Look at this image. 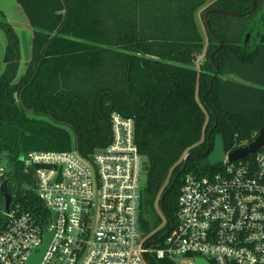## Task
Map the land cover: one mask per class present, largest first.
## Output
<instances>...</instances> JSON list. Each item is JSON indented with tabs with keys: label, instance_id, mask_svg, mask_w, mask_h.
I'll use <instances>...</instances> for the list:
<instances>
[{
	"label": "trees",
	"instance_id": "1",
	"mask_svg": "<svg viewBox=\"0 0 264 264\" xmlns=\"http://www.w3.org/2000/svg\"><path fill=\"white\" fill-rule=\"evenodd\" d=\"M255 1L254 9L253 0H17L34 27L21 76L20 38L0 9L7 36L0 156L12 206L48 213L24 171V153L71 150L73 132L79 152L89 155L111 141L117 111L135 120L157 224L140 215L150 228L161 225L162 213L166 225L151 241L162 239L177 224L185 174L216 168L200 166L216 135L229 152L264 125V0ZM4 223L0 212V231Z\"/></svg>",
	"mask_w": 264,
	"mask_h": 264
},
{
	"label": "built area",
	"instance_id": "2",
	"mask_svg": "<svg viewBox=\"0 0 264 264\" xmlns=\"http://www.w3.org/2000/svg\"><path fill=\"white\" fill-rule=\"evenodd\" d=\"M110 127L111 141L89 155L77 147L23 154L24 171L32 173L46 214L12 203L6 208V168L0 167V264H26L40 251L44 228L53 235L39 264H158L164 258L176 264H197L200 258L209 264H264V145L236 160L227 151L214 170L187 172L176 226L151 241L155 232H139L146 159L135 120L116 111ZM160 214L156 231L166 225Z\"/></svg>",
	"mask_w": 264,
	"mask_h": 264
},
{
	"label": "rangeland",
	"instance_id": "3",
	"mask_svg": "<svg viewBox=\"0 0 264 264\" xmlns=\"http://www.w3.org/2000/svg\"><path fill=\"white\" fill-rule=\"evenodd\" d=\"M15 1L16 0H0V9L4 11V20L8 22H10L11 18H20V15L18 12L19 10L16 6L17 1L16 2ZM199 21L204 27V14L202 10L199 11ZM13 27H15V25H13ZM17 28L18 29L15 28V30L17 33L20 34L21 37L20 36L19 37L22 38V40L20 39L22 54H21L20 67L18 71V76H21L26 70L27 62H29L30 58H32L33 50H32V46H30L29 43L27 44V40H26L29 38L28 37L29 33L27 31H21L19 27ZM6 44H7V36L3 30V27L0 21V74L3 72L4 67H5L4 52L6 49ZM30 48H31V55H28V52H30ZM72 144H73L72 149L76 150V143H75V137H74L73 132H72ZM0 167H3V168L7 167V158H6V155L4 154L0 156ZM147 179H148L147 160H144L142 174L140 178V189H141L140 214H141V211L144 210L145 213H147L144 218L151 221V224H157L156 219L152 217L151 215H149V213L152 210H151L150 198L147 193ZM25 186H29V185L25 184ZM158 228L160 227H156L154 225H152V227L150 228L145 227L143 225V219L141 218V215H140L139 232L142 235V237H150L154 232H156Z\"/></svg>",
	"mask_w": 264,
	"mask_h": 264
},
{
	"label": "water",
	"instance_id": "4",
	"mask_svg": "<svg viewBox=\"0 0 264 264\" xmlns=\"http://www.w3.org/2000/svg\"><path fill=\"white\" fill-rule=\"evenodd\" d=\"M253 1H254V9H255L256 1L255 0ZM222 12H226V11L222 10ZM208 14L209 12H206V15H205L206 23H208ZM217 75L218 73H215L214 76H217ZM21 104L24 105L22 100H21ZM263 145H264V125L260 129L258 136L248 145L236 148L232 151H229L228 152L229 159L236 160L239 158H244L247 155L254 153L256 150H258ZM226 152L227 151L225 149L223 134L219 133L216 135L213 150L210 152V154L207 157L203 158L200 161V166L202 168H209L211 166H214L220 163L225 158ZM188 158H189V155L187 154L184 158L185 162H187ZM36 167H39V165H36ZM1 192L5 198L6 208L8 209L10 207V204L14 201L15 197L9 192L6 181L2 182ZM56 217H57V214L55 215V220H56ZM44 230H45V233H44L45 239H44L43 244L40 247V251L35 252L32 255L31 259L26 264H39L46 248L48 247V244L50 242V239L53 233L50 231H47L46 228H44ZM197 264H209V263L206 260L200 258L198 259Z\"/></svg>",
	"mask_w": 264,
	"mask_h": 264
},
{
	"label": "crops",
	"instance_id": "5",
	"mask_svg": "<svg viewBox=\"0 0 264 264\" xmlns=\"http://www.w3.org/2000/svg\"><path fill=\"white\" fill-rule=\"evenodd\" d=\"M16 6L19 10L18 12H19L20 18H11L10 23L12 26L15 25L14 29L15 28L18 29L17 27H19L21 29V31H27L29 33L28 34L29 38L26 40H27V44L29 43V45L32 46V41H33V37H34V27L29 22V18L27 16L26 12L23 10V8L20 6V4L18 2H16ZM198 16H199V13H198ZM18 35L20 36L19 33H18ZM20 39L22 40V38H20ZM21 40H20V42H21ZM21 54H22V50H21ZM4 55H5V52H4ZM28 55H31V48H30V52H28ZM30 60H31V58H30ZM231 77L235 78L236 76L231 75Z\"/></svg>",
	"mask_w": 264,
	"mask_h": 264
}]
</instances>
